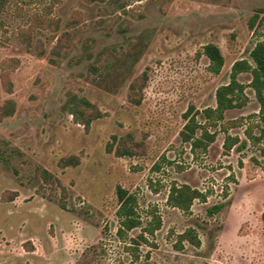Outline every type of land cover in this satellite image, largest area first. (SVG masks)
Listing matches in <instances>:
<instances>
[{
	"label": "rangeland",
	"instance_id": "1",
	"mask_svg": "<svg viewBox=\"0 0 264 264\" xmlns=\"http://www.w3.org/2000/svg\"><path fill=\"white\" fill-rule=\"evenodd\" d=\"M118 3L11 0L3 14L0 264H264V111L251 73L238 75L245 104L217 127L239 137L231 150L225 131L208 150L181 136L185 113L215 106L233 64L264 41V0ZM208 43L225 57L218 74ZM72 108L97 117L86 127ZM127 146L134 155H118ZM183 184L203 194L188 210L169 202ZM119 185L144 222L122 234Z\"/></svg>",
	"mask_w": 264,
	"mask_h": 264
},
{
	"label": "trees",
	"instance_id": "2",
	"mask_svg": "<svg viewBox=\"0 0 264 264\" xmlns=\"http://www.w3.org/2000/svg\"><path fill=\"white\" fill-rule=\"evenodd\" d=\"M11 0H0V31H5L6 24L4 23L3 14L6 12L7 7ZM103 2L107 0H90V2ZM111 4H115L118 7L123 8L125 4H119L118 0H108ZM37 21H41V17L37 18ZM253 26V24H252ZM22 41L26 43L28 48H30L32 43V38L30 34H23ZM59 46H62V43H59ZM62 49V47H60ZM204 54L210 60L209 69L213 73H220L224 64L225 57L221 52V49L218 45L214 43H208L204 46ZM250 58H243L237 60L232 66L231 80L228 83L222 84L216 90V105L207 106L201 111H197L194 114L192 113L193 106L185 113L184 117L187 119L184 128L181 131L182 139L186 142H190L193 149L200 148L203 150H208L209 146L215 142L219 131L226 132V140L224 147L226 150H231L233 146L239 142L238 136H232L227 132V128L223 126L221 130L217 127L222 124L226 119V112L236 108H240L245 104V87L246 84L242 83L238 79V75L243 72L251 73V81L249 86L255 91L259 101L261 103V108L264 111V41H259L253 47L250 53ZM135 89V85L131 87ZM133 101L136 104L141 102V98L135 97ZM88 104V103H87ZM13 113L12 109L7 111V115ZM72 113L77 117L78 120L82 121L86 127L91 125L92 120L97 116L90 118H83L81 110L77 108H72ZM199 115V116H198ZM210 127H215L214 131L210 130ZM114 142L118 140L117 136H113ZM109 150H114V144L112 143L109 146ZM120 156H132L134 155V149L130 147H125L122 149L116 150ZM75 162L73 158L64 159L62 166L66 167ZM117 195L120 202V206L117 210V214L120 219L119 233L122 234L125 231H130L136 229L137 227L143 226L144 222L141 220V217L138 212V197L136 194L129 192L126 188L122 186L117 187ZM203 196L200 190L192 188L188 184H183L181 186L174 185L171 189L169 202L182 210L190 209L193 204L194 199L197 197ZM223 208V204H216L213 208L210 209V212L213 214L215 211H219ZM264 219V214H263ZM161 225V220L156 214L154 217L149 220L146 226L143 227L142 232L138 235L144 241H147L146 232L153 234ZM181 238L190 239L191 242L200 244L197 237L194 236L190 231H186L181 235ZM136 241V240H135ZM140 264H149V263H140Z\"/></svg>",
	"mask_w": 264,
	"mask_h": 264
}]
</instances>
